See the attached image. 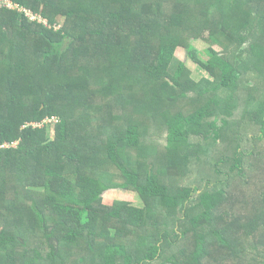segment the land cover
<instances>
[{
  "label": "trees",
  "instance_id": "16d2710c",
  "mask_svg": "<svg viewBox=\"0 0 264 264\" xmlns=\"http://www.w3.org/2000/svg\"><path fill=\"white\" fill-rule=\"evenodd\" d=\"M7 1L0 264H264V0Z\"/></svg>",
  "mask_w": 264,
  "mask_h": 264
},
{
  "label": "rangeland",
  "instance_id": "374dc122",
  "mask_svg": "<svg viewBox=\"0 0 264 264\" xmlns=\"http://www.w3.org/2000/svg\"><path fill=\"white\" fill-rule=\"evenodd\" d=\"M4 1H7V0H2L0 2L2 3ZM9 5H12V7H15L13 6L12 3L11 4L9 3ZM12 9H15V8H12ZM29 20L32 21V19H29ZM37 22L45 24V21L42 20L40 17H37ZM207 41H205L204 39H200V38L192 39L191 47L189 48V50L178 48L175 52L176 57L179 60L184 61L186 63L187 67L190 70L191 77L196 81H199L204 76V70L201 68L200 65L205 64L210 59L211 57V53H209L210 47H212L213 49H216L217 51L221 50V48L218 47L217 44L212 43L210 41L207 42ZM239 62L242 63V61H239ZM252 76H254L252 72L248 73L247 75L248 85L250 86V88L253 86L256 87L257 85L256 81L254 80ZM260 83L262 82L260 81ZM260 88H262V85H260ZM247 123H250V122L247 121ZM50 124L53 125V123H50ZM250 124L244 125L245 128L240 130L242 133L246 134L247 136L249 135V137L252 136L253 133L255 132V129H257V128L254 129L253 125L251 124L252 125L251 126ZM48 136L51 138L53 136L51 128H49L48 130ZM249 137L246 138L247 141ZM101 199H102V204L105 206H111L116 201L129 203L133 207L141 206V202L139 198L135 194L129 193V192L107 191L101 196Z\"/></svg>",
  "mask_w": 264,
  "mask_h": 264
},
{
  "label": "built area",
  "instance_id": "2783aa9c",
  "mask_svg": "<svg viewBox=\"0 0 264 264\" xmlns=\"http://www.w3.org/2000/svg\"><path fill=\"white\" fill-rule=\"evenodd\" d=\"M9 3L10 2H7V1H4V2H0V7H6V8H9V9H11V8H15V9H17V11H19V12H22L26 17H28V19H32V21L33 20H37V16H35L33 13H30V12H28V11H26V10H24V9H22V8H19V7H17V6H15V7H12V5H9ZM11 4V3H10ZM48 121H49V123H48ZM50 123H53V124H56L57 122H56V120L55 119H47V120H45L44 122H43V124H50ZM32 127H41V125L40 126H35V125H32ZM9 146H2V147H0L1 149H3V148H8Z\"/></svg>",
  "mask_w": 264,
  "mask_h": 264
}]
</instances>
